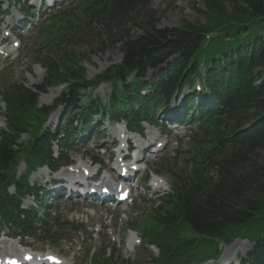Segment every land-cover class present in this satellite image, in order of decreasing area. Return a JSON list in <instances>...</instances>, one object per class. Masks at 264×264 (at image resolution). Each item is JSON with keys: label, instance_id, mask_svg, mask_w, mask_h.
I'll list each match as a JSON object with an SVG mask.
<instances>
[{"label": "trees", "instance_id": "16d2710c", "mask_svg": "<svg viewBox=\"0 0 264 264\" xmlns=\"http://www.w3.org/2000/svg\"><path fill=\"white\" fill-rule=\"evenodd\" d=\"M152 1L85 0L40 32L41 37L52 33L33 58L45 71L42 83L35 89L15 83L2 92L0 170L11 162L19 134L39 119L40 95L61 84H86L78 62L91 55L70 50V39L95 45L92 50L98 52L119 46L121 64L95 80H123L124 74L135 73L133 83L155 87L159 98L185 79L192 84L204 67L205 88L216 105L206 108L188 166L178 175L170 166L161 167L174 184L172 193L150 210L147 223L153 234L156 227L160 230L152 243L161 262L190 264L215 257L219 243L243 238L254 243L247 264H264V163L256 157L264 151V0H192L194 8L202 6L196 11L204 22L164 30L156 28ZM163 65L148 85L140 80ZM120 102L129 107L132 101ZM41 140L29 149L36 161L46 146Z\"/></svg>", "mask_w": 264, "mask_h": 264}, {"label": "rangeland", "instance_id": "374dc122", "mask_svg": "<svg viewBox=\"0 0 264 264\" xmlns=\"http://www.w3.org/2000/svg\"><path fill=\"white\" fill-rule=\"evenodd\" d=\"M192 0H153L151 3L150 10L155 13V20H157L156 28L159 30H164V29H176L180 26L182 22L186 23H193V22H198V23H203L204 19L200 13H198L196 10L202 9V6L197 5L195 8L191 4ZM196 3L200 4L198 0H196ZM40 28V27H39ZM38 28V29H39ZM95 34V33H91ZM139 34L136 31V35ZM38 37V31L36 30L35 36L33 37L34 39ZM55 36H53L52 40L54 39ZM68 43H72L70 46V50L74 51L75 53H82L83 54H88L91 56H84V61L81 60L78 62V67L81 69H85L86 71V78L90 79L97 74H99L102 71L107 70L110 66L112 65H117L121 62L122 60V53L120 51L119 46H116L114 50H109L106 52H98L94 49L95 45L93 48H91L90 44L79 42L78 44H73L75 43V40L70 39ZM82 43V44H81ZM34 48V49H33ZM38 48L35 47L34 45L28 46V52L29 54L27 55L26 60H23L24 62L19 65V67L16 69L15 73H12L10 75H5V78L10 81V82H22L26 83L28 85H33L37 87L44 75V71L40 66L32 65V61L30 59L33 57L32 53L36 51ZM30 56V58H29ZM31 73L30 75L28 73ZM54 89H49L47 94L42 95L39 100H38V105L40 107H43L42 102L45 100V96L48 95V93L53 92ZM58 91L61 90L60 88L57 89ZM182 93H186V88L183 89ZM99 97H102L100 94ZM48 103V102H47ZM3 127V121H0V128ZM189 144H187L185 147L179 149L178 152H183L186 151L187 147ZM189 154V155H188ZM164 155V161H167L169 163L171 159L173 158L172 154L167 152ZM192 154L187 153L183 154L182 156L178 157V160H176V164L173 165V172L178 175V170L186 168L188 166V162L191 158ZM257 159L260 160L262 163H264V151L258 152L256 155ZM156 167V166H155ZM168 180V179H167ZM170 183V181H168ZM164 193L165 194L168 191V187H166ZM154 198V196H152ZM151 198V199H152ZM140 203V199L138 202ZM140 210H137L140 212V219L144 218V216L148 213L150 210V204L145 201L143 205L140 204L139 206ZM132 216L129 215L127 217V221H129ZM137 219V220H140ZM224 247L220 248L221 249ZM252 249V245L248 243L246 240H237L232 245L229 247H225L222 251L224 252V255L228 257L229 255L239 252V254H243L240 252H243L244 250V255Z\"/></svg>", "mask_w": 264, "mask_h": 264}, {"label": "bare ground", "instance_id": "6f19581e", "mask_svg": "<svg viewBox=\"0 0 264 264\" xmlns=\"http://www.w3.org/2000/svg\"><path fill=\"white\" fill-rule=\"evenodd\" d=\"M44 61V60H43ZM80 62V61H79ZM57 95V92L56 91H51V93H48L47 96H45V100L44 102H48L50 101L53 97H55Z\"/></svg>", "mask_w": 264, "mask_h": 264}]
</instances>
